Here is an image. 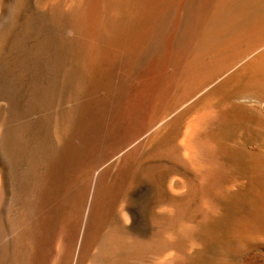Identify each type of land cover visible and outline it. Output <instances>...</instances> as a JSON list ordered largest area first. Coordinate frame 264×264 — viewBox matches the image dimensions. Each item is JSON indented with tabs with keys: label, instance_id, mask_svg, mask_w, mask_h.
<instances>
[{
	"label": "rangeland",
	"instance_id": "rangeland-1",
	"mask_svg": "<svg viewBox=\"0 0 264 264\" xmlns=\"http://www.w3.org/2000/svg\"><path fill=\"white\" fill-rule=\"evenodd\" d=\"M62 1L0 0V264H65V247L76 233L74 264H264L262 253L239 257L231 229L238 194L248 189V150L264 152V116L242 107L236 124L198 136L213 149L190 162L176 160L183 150L163 135L158 145L168 157L149 162L157 146L136 149L132 138L144 126L130 132L127 119L158 94L172 66L160 65L159 56L148 52L133 61L118 56L85 73V47L68 14L55 11ZM60 14L66 17L59 21ZM27 45L33 63L25 57ZM171 90L165 97L173 103ZM216 98L212 104L229 111L227 102ZM128 150L134 153L125 162L106 169L111 156L116 160ZM159 165L171 170L156 185ZM99 170L109 173L103 176V195L97 194L100 203L87 205L92 211L80 208L90 174ZM120 200L128 207L123 224L115 215ZM85 209L93 219L86 231Z\"/></svg>",
	"mask_w": 264,
	"mask_h": 264
},
{
	"label": "bare ground",
	"instance_id": "bare-ground-1",
	"mask_svg": "<svg viewBox=\"0 0 264 264\" xmlns=\"http://www.w3.org/2000/svg\"><path fill=\"white\" fill-rule=\"evenodd\" d=\"M55 11L68 14L74 25L78 43L85 47L86 61L82 65L85 73H91L96 67L99 68L106 61L115 60L118 56L124 55L128 60L133 61L139 55L142 56L148 52L159 56L160 65L168 63L172 66L173 72L162 79L158 94L142 104L141 112L137 117L127 119L128 127L131 128L130 132L136 131L139 126H144L143 133L132 138L136 149L145 148L146 144L157 146L154 153H151L152 156L148 158L149 162L164 156L168 157V151L161 150L158 145L163 135H167L169 139L167 137L166 139L171 141L172 146L183 150L176 160L190 162L199 153L212 148L209 141H204L203 145L200 144L198 136L208 130H212L211 132L221 130L230 123L239 121L242 107L256 109L261 116H264V0H63L57 5ZM63 14H60L59 21L66 17ZM29 20L30 17L27 15V25ZM103 37H105L103 39L105 44H99ZM29 49L30 45H27L25 53L27 59L29 54L33 53L32 50L29 53ZM31 60L33 59L31 58L29 63H33ZM26 83V93L30 97L31 81ZM171 89L175 91L173 103L168 102L165 97L166 92ZM214 93H217V98L215 96L217 101L222 98L227 102L226 110L229 111H224L225 109L222 110L219 106L212 104L211 99L215 98L210 99L209 95ZM201 100H204V103H199ZM11 110L13 111L12 107ZM188 110L194 111L185 119ZM12 111L10 112L13 115ZM262 119L264 122V117ZM0 130H3L2 125ZM132 153L128 150L116 160L114 155L111 156L109 158L110 162L112 161L111 165L106 169L109 170L125 162ZM257 153L253 151L249 153L248 150L249 155L244 154L248 156L246 166L242 164L247 168L249 175L248 189H243L238 194L239 208L236 222L231 228L235 231L232 234L237 238L235 251L241 259L254 253L264 254V152ZM119 155H121L120 152ZM171 158L175 160L174 157ZM172 164L170 168H173ZM157 168L156 185L160 183L162 173L169 170L162 165ZM107 170H99L100 177L99 172L90 174V181L87 180L88 189L85 188L87 197L83 196L84 192L81 193L80 197L83 196L86 200L82 202L80 208L89 209L87 205L94 206L98 202L97 194L104 190L102 180ZM107 174H109L108 171ZM103 199L106 200L104 197ZM126 206L121 201L116 207L115 215L119 224H123L126 219L124 213L125 208H128ZM91 209L89 210L92 211ZM87 211L85 209L84 224L82 222L85 231L86 226H90L88 222L93 220H90ZM96 233L97 231L94 235H97ZM77 234L71 233L69 244L66 243L68 246L64 248V259L67 260L65 264H74L78 248L75 245L80 239ZM83 236L82 238L87 234ZM81 242L85 243V239L84 241L81 239ZM90 242L89 240L87 243ZM83 251L86 252L82 249V253ZM94 264L100 263L95 261Z\"/></svg>",
	"mask_w": 264,
	"mask_h": 264
},
{
	"label": "clouds",
	"instance_id": "clouds-1",
	"mask_svg": "<svg viewBox=\"0 0 264 264\" xmlns=\"http://www.w3.org/2000/svg\"><path fill=\"white\" fill-rule=\"evenodd\" d=\"M130 222H131V219H130V217H129L128 223L130 224Z\"/></svg>",
	"mask_w": 264,
	"mask_h": 264
}]
</instances>
